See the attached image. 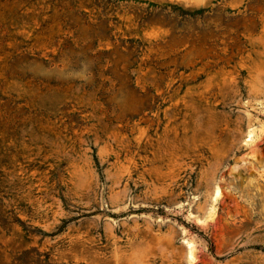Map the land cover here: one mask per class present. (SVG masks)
<instances>
[{"label": "rangeland", "instance_id": "obj_1", "mask_svg": "<svg viewBox=\"0 0 264 264\" xmlns=\"http://www.w3.org/2000/svg\"><path fill=\"white\" fill-rule=\"evenodd\" d=\"M0 264H264V0H0Z\"/></svg>", "mask_w": 264, "mask_h": 264}]
</instances>
